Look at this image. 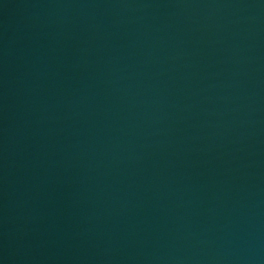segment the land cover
<instances>
[{"label": "water", "instance_id": "water-1", "mask_svg": "<svg viewBox=\"0 0 264 264\" xmlns=\"http://www.w3.org/2000/svg\"><path fill=\"white\" fill-rule=\"evenodd\" d=\"M0 258L264 264V0H0Z\"/></svg>", "mask_w": 264, "mask_h": 264}]
</instances>
